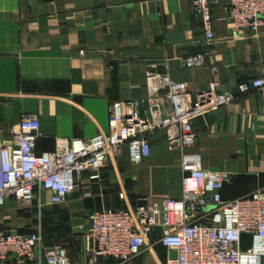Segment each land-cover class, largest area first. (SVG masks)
<instances>
[{
  "label": "crops",
  "instance_id": "obj_1",
  "mask_svg": "<svg viewBox=\"0 0 264 264\" xmlns=\"http://www.w3.org/2000/svg\"><path fill=\"white\" fill-rule=\"evenodd\" d=\"M226 5L215 0L207 42L190 0H0V145L26 116L39 121L36 154L54 150L58 139L105 132L111 103L147 97L149 73L186 82L192 94L212 80L220 90L235 91L238 83L263 74L264 26L234 27ZM199 53L203 63L186 67L184 60ZM192 124L197 141L183 152L200 154L206 170L228 172L222 199L264 188V99L239 96ZM149 140L151 155L142 162L130 163L123 149L97 178L84 173L65 205L50 204L44 192L41 258L62 244L68 264H115L83 255L73 218L78 214L84 229L94 209L133 206L142 197H180L182 151L168 150L162 131ZM3 212L15 214L11 208ZM20 220L1 221L0 230L28 232L32 222Z\"/></svg>",
  "mask_w": 264,
  "mask_h": 264
},
{
  "label": "built area",
  "instance_id": "obj_2",
  "mask_svg": "<svg viewBox=\"0 0 264 264\" xmlns=\"http://www.w3.org/2000/svg\"><path fill=\"white\" fill-rule=\"evenodd\" d=\"M190 1L210 42L215 0ZM226 7L234 27L257 31L264 26V0H227ZM204 57L195 54L184 64L200 66ZM219 86L212 80L192 94L186 82L149 73L147 97L111 103L105 132L85 139H58L54 150L42 154L34 151L40 135L38 119L21 118L12 136L0 145V212L10 203L40 212L44 192L49 193L50 204L65 205L84 173L97 178L123 149L130 163L142 162L151 155L150 134L162 131L168 150L182 151L180 197H142L133 206L92 210L81 235L83 255L127 264L147 246H161L173 254L167 255L165 264H264V188L224 200L220 190L230 181L228 172L206 170L200 154L183 152L197 141L193 120L239 96L255 93L264 99V73L238 83L235 91ZM153 227L162 229L160 237L150 235ZM242 234L251 236L246 250L240 247ZM42 241L40 225L28 232L0 230V264L9 259L68 264L62 244H54L41 258Z\"/></svg>",
  "mask_w": 264,
  "mask_h": 264
},
{
  "label": "rangeland",
  "instance_id": "obj_3",
  "mask_svg": "<svg viewBox=\"0 0 264 264\" xmlns=\"http://www.w3.org/2000/svg\"><path fill=\"white\" fill-rule=\"evenodd\" d=\"M8 208H11L15 214H11V215L9 214L8 215L9 217H6L8 213L3 212V211ZM44 215H45V210L42 208L40 212L35 208H32L30 211H23V210L16 208L13 203H10V204H7L4 207V209L0 212V222L2 221L3 223H11L13 221H17L20 219H21L20 221L22 222L23 221L27 222V220L31 221L33 226L32 227L29 226V229H26L27 231L37 227L40 224L42 234H43V240H44V237L47 236L45 229H44V223H45ZM15 217H17L18 219H15ZM26 226L28 225H25L23 228H26ZM168 254L170 255V257L171 255H173L172 252L169 253L166 249L160 246H154L152 248L147 246L145 250L140 254V256L136 259L140 260V264H157L154 261L157 258L161 261V264H165Z\"/></svg>",
  "mask_w": 264,
  "mask_h": 264
},
{
  "label": "water",
  "instance_id": "obj_4",
  "mask_svg": "<svg viewBox=\"0 0 264 264\" xmlns=\"http://www.w3.org/2000/svg\"><path fill=\"white\" fill-rule=\"evenodd\" d=\"M74 207L75 204H73ZM72 224L74 227H76L75 233L76 234H82L83 232V228H82V219L79 217V215L77 214L75 218H73L72 220ZM162 234V229L160 227H153L150 230V235L152 237H160ZM250 240H251V236L249 234H242L240 237V247L243 250H246L250 247Z\"/></svg>",
  "mask_w": 264,
  "mask_h": 264
},
{
  "label": "trees",
  "instance_id": "obj_5",
  "mask_svg": "<svg viewBox=\"0 0 264 264\" xmlns=\"http://www.w3.org/2000/svg\"><path fill=\"white\" fill-rule=\"evenodd\" d=\"M161 247V246H160ZM163 248V247H162Z\"/></svg>",
  "mask_w": 264,
  "mask_h": 264
}]
</instances>
